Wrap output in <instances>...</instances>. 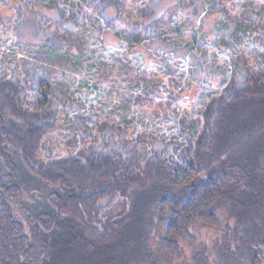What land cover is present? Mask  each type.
Listing matches in <instances>:
<instances>
[{"label":"trees","instance_id":"obj_1","mask_svg":"<svg viewBox=\"0 0 264 264\" xmlns=\"http://www.w3.org/2000/svg\"><path fill=\"white\" fill-rule=\"evenodd\" d=\"M77 1L46 39L47 50L35 56L33 70L23 61L21 73L0 75V264H264V32L235 22L226 33L227 24L217 22L235 54L231 77L206 105L195 140L168 155L126 138L117 146L111 127L95 122L91 135L82 121L89 119L68 117L60 68L83 44L84 10L117 29L135 0ZM232 1L202 0L206 9L194 7L185 20L200 27L207 9L229 18L225 4ZM170 2L147 0L138 11L142 20L122 30L123 39L164 44L158 28ZM188 4L177 1L182 14ZM252 48L261 51L254 63L242 62L239 53ZM68 124L84 127L83 146L66 158L42 160V139ZM23 193L35 206L25 208L21 221L15 207ZM199 228L219 233L209 249L196 245ZM184 243L193 246L188 260L181 257Z\"/></svg>","mask_w":264,"mask_h":264},{"label":"rangeland","instance_id":"obj_2","mask_svg":"<svg viewBox=\"0 0 264 264\" xmlns=\"http://www.w3.org/2000/svg\"><path fill=\"white\" fill-rule=\"evenodd\" d=\"M170 1L171 6L164 12L157 9L158 14H164V22L158 28L164 44H151L143 36L130 43L121 35L133 22L142 20L137 17L138 11L147 0L130 1L125 7L127 21L117 29L104 27L94 12L84 10L88 30L81 34L83 44L69 61L62 59L60 68L68 89L66 97L71 108L67 113L71 121L81 115L89 119L82 121L91 135L97 134V124H104L105 128H112L117 146L119 139L126 138L139 148L167 149L168 155L177 145L195 140L206 105L219 96L232 74L235 54L220 33H229L230 24L235 22L257 26L258 33L264 32V0H233L225 4L229 18L220 12L209 14L207 9L200 27L196 21L191 24L185 19L194 7L199 12L206 9L202 0H184L192 1L185 14L177 5L178 0ZM75 2L78 1L0 0V75L11 78L15 75L13 68L19 74L28 63V70H33L38 61L35 56L47 50L46 39L58 26L60 17L67 18L68 6ZM28 19L34 23H25ZM218 21L225 22L227 27L218 31ZM258 52L261 51L253 48L241 51L240 60L251 65ZM104 73L108 76L106 81ZM150 100L154 104H148ZM157 103L161 105L156 106ZM79 128L68 124L48 133L41 141L38 156L52 161L74 154L84 144V127ZM32 206L34 200L23 193L15 207L16 217L24 220L23 211ZM196 231V245L204 244L207 249L219 236L207 228ZM182 251L181 257L188 260L193 246L184 243Z\"/></svg>","mask_w":264,"mask_h":264}]
</instances>
